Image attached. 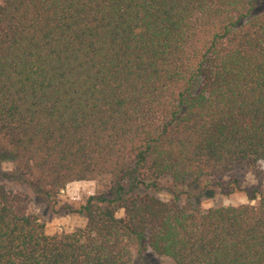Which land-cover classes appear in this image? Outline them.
<instances>
[{"label":"trees","instance_id":"trees-1","mask_svg":"<svg viewBox=\"0 0 264 264\" xmlns=\"http://www.w3.org/2000/svg\"><path fill=\"white\" fill-rule=\"evenodd\" d=\"M255 9L0 0V264H264V195L202 209L195 192L242 164L264 177ZM74 182L95 184L85 225L49 236L33 205Z\"/></svg>","mask_w":264,"mask_h":264},{"label":"rangeland","instance_id":"rangeland-1","mask_svg":"<svg viewBox=\"0 0 264 264\" xmlns=\"http://www.w3.org/2000/svg\"><path fill=\"white\" fill-rule=\"evenodd\" d=\"M264 7V0H256V11ZM2 169H11L9 163H3ZM95 192L93 182H74L69 184L52 200H36L34 208L40 212L45 233L49 236L73 231L85 225V219L78 210L85 204L88 197ZM197 203L202 209L220 206H236L240 204H256L260 195H264V177L247 165H238L227 175L203 180L196 187ZM256 196L250 200L249 196ZM160 196L166 199L163 191ZM134 264H169L164 258L153 255L145 250L141 255L134 256Z\"/></svg>","mask_w":264,"mask_h":264}]
</instances>
